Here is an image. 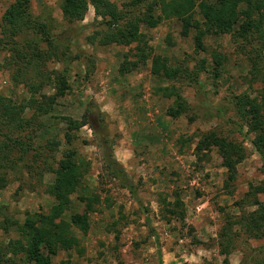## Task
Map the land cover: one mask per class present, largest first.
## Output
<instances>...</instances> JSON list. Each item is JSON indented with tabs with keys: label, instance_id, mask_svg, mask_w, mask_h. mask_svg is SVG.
Segmentation results:
<instances>
[{
	"label": "rangeland",
	"instance_id": "obj_1",
	"mask_svg": "<svg viewBox=\"0 0 264 264\" xmlns=\"http://www.w3.org/2000/svg\"><path fill=\"white\" fill-rule=\"evenodd\" d=\"M13 1L0 0V94L24 102L31 96L30 83L35 82L38 92L34 96L41 99L42 94L57 95V100L52 110L38 115L22 136L29 146L24 161L6 173L8 184L0 190V245L18 237L16 226L27 214L49 211L54 199L47 186L53 181L62 153L71 146L81 159L83 171L69 197L68 210L57 221L69 223L75 244L53 256V264L62 260H68V264H225L217 243L224 214L239 213L233 203L251 184L264 186V162L254 150L252 134L246 133L244 118L235 106V96L260 100L264 89V43L235 41L231 34L224 33L206 35L205 49L196 50V31L190 29L186 36L182 35L181 21L171 16L155 27L142 24L140 30L151 53L164 56L170 66L184 67L183 73L171 82L154 76L148 59L121 74L119 66L125 59H138L135 43H87L86 37L102 27L95 21L92 5L82 21L71 22L61 12L62 0H30L28 10L33 16L49 22L61 39L72 40L68 49L64 46L67 42L61 46L66 53L64 60H47L38 77L31 68H20L23 64L14 51L30 52L24 44L33 39L34 33L22 31L14 39L2 34V15ZM111 1L123 7L129 0ZM154 14H161L158 5ZM40 48L46 50L45 44L41 43ZM217 58L218 72L214 69ZM63 71L70 88L60 95L55 75ZM125 75L128 80L120 85L122 88L116 87L117 78ZM134 76L147 85H130L129 79ZM168 84L177 87L189 106L188 112L177 118L165 114L173 99L155 92L156 87ZM86 108L95 116L99 114L100 124L92 115L93 129L84 125L68 130L64 117L80 120ZM33 112L28 108L25 115L30 117ZM141 114H146L145 118H139ZM210 130L242 143L246 150V157L237 165L231 194L224 187L226 168L216 149H210L205 156L195 151L197 140ZM65 134L71 138L70 143ZM102 136L116 160L121 159L125 148H132L128 149L130 160L124 162L125 167L117 162L124 168L135 195L120 178L107 172ZM51 137L60 143L49 149L45 142ZM188 138V142L182 141ZM175 193L180 197L184 218L166 222L161 201L167 197L172 202ZM95 195L98 201L88 213L89 227L81 231L71 224L70 217L83 211L81 196ZM257 196L264 201L261 193ZM198 205L202 208L197 212ZM244 208L252 209L246 204ZM6 220L9 225L5 230L2 222ZM259 246H264L263 239L247 240L243 236L227 256L229 264H245L246 256Z\"/></svg>",
	"mask_w": 264,
	"mask_h": 264
},
{
	"label": "trees",
	"instance_id": "obj_2",
	"mask_svg": "<svg viewBox=\"0 0 264 264\" xmlns=\"http://www.w3.org/2000/svg\"><path fill=\"white\" fill-rule=\"evenodd\" d=\"M29 3L30 0H14L2 15L1 30L2 34L10 39L20 35L22 31L34 33L33 39L24 44L30 52H21L18 49L14 51L17 60L23 64L20 68H31L38 77H41L43 63L57 57L59 59L63 57L64 60L66 53L61 46L67 42L68 45L64 46L68 49L72 45V40L61 39L53 32L49 22L33 16L28 10ZM89 5L94 8L95 21L102 27L86 37L87 43H98L101 46L110 44L129 46L135 43V55L138 59L132 62L125 59L119 66L121 74L138 68L140 63L148 59L151 60L150 73L154 76L171 82L183 73L184 67L170 66L164 56L153 55L145 34L140 30L142 24L155 27L163 18L171 16L181 21L182 35L186 36L190 29L196 31L194 35L196 50L205 49L203 38L206 35L224 33L231 34L235 41L240 39L250 43L251 40H258L259 43H264V0H129L123 7H119L111 0H62L61 12L71 22L82 21ZM157 5L161 14L155 15L154 9ZM41 43L45 44L46 50H41ZM257 53L260 55L261 52L256 51V55ZM215 62L214 69L218 72L220 60L217 58ZM203 67L201 64L200 68L204 69ZM65 73L66 71H63L55 75L60 95L70 88ZM29 86L31 96L24 102H15L0 94V190L8 184L7 171L24 161L27 154L29 146L22 140V136L33 126L38 115L48 114L52 110L57 100V95L45 94L39 99L34 96V93L38 92L37 83H30ZM155 92L173 99V105L165 111L167 116L177 118L188 112L189 106L174 84L156 87ZM235 99V106L244 118L243 126L247 127L246 133L252 134L250 142L264 162V89L261 91L260 100L257 98L248 100L242 96H235ZM28 108H33L34 111L30 117L25 115ZM92 115L95 116L92 110L86 108L80 120L64 117L67 129H78L84 125L93 129ZM95 118L100 124L99 114ZM65 135L66 141L70 143L71 138ZM182 141L186 143L189 138ZM106 142V137L102 136L107 172L120 178L123 186L134 194L124 168L114 158L112 148ZM59 143L54 137L48 138L45 142L49 149ZM212 148L216 149L221 158V165L226 168L224 187L231 194L230 187L236 179L237 165L246 157L245 147L236 140L210 130L197 140L195 151L205 156ZM15 152L16 158L12 156ZM76 155V150L71 146L62 153L54 170L53 181L47 186V192L54 199L53 204L46 213L27 214L23 223L16 226L18 237L10 239L5 245H0V264H53V256L61 250L68 251L73 247L75 239L69 232V223L57 220L68 210L69 197L75 192L83 171L81 159ZM259 193L264 196V186L251 184L241 199L233 203L239 213L224 214L223 223L217 232V243L225 264H229L227 256L243 236L247 240L251 238L264 240V201L257 196ZM173 196L175 198L172 202L167 201V197L161 201L162 214L166 222L184 218L180 197L176 193ZM80 200L84 202L85 207L81 213L72 214L70 222L79 230L85 231L89 227L88 213L92 204L98 201V196L90 198L81 196ZM244 204L252 209H245ZM8 225L7 220L2 222L3 229H8ZM244 263L264 264V246H259L247 255ZM59 264H68V260H62Z\"/></svg>",
	"mask_w": 264,
	"mask_h": 264
},
{
	"label": "crops",
	"instance_id": "obj_3",
	"mask_svg": "<svg viewBox=\"0 0 264 264\" xmlns=\"http://www.w3.org/2000/svg\"><path fill=\"white\" fill-rule=\"evenodd\" d=\"M139 75H140V77H141V74H140V73H139ZM140 77H138V76H134V79L131 77V78L129 79V81H130V82H129L130 85L137 86V85H141V84L143 83V86L145 87V86L147 85V83L144 82V81H142ZM128 78H129V76H126V75L117 78L118 80H116V81H118V85H117L116 87H120V88H122L120 85L124 84V82L127 81ZM135 79H136V81L134 82ZM141 107H142V106H141ZM145 107H146V106H145ZM144 115L146 116V114H144ZM144 115L141 114V116H140L139 118H145ZM135 118H136V117H135ZM144 125H146V127H147L148 123H147V122H144ZM141 127H143V125H142ZM128 149H129V150H132V148H125V149L123 150V152H122L121 159H120V158H119V159L117 158V161H118L119 163H121L122 165L124 164V167H125V165H126V163H124V162H128V161L130 160V154H129Z\"/></svg>",
	"mask_w": 264,
	"mask_h": 264
},
{
	"label": "built area",
	"instance_id": "obj_4",
	"mask_svg": "<svg viewBox=\"0 0 264 264\" xmlns=\"http://www.w3.org/2000/svg\"><path fill=\"white\" fill-rule=\"evenodd\" d=\"M201 208H202V205H198V206L195 207V210L198 212V211L201 210Z\"/></svg>",
	"mask_w": 264,
	"mask_h": 264
}]
</instances>
